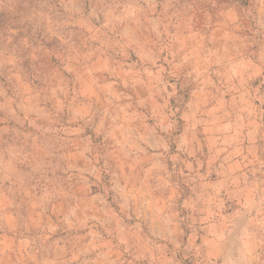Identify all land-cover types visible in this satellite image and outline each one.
Returning <instances> with one entry per match:
<instances>
[{"label":"clouds","instance_id":"obj_1","mask_svg":"<svg viewBox=\"0 0 264 264\" xmlns=\"http://www.w3.org/2000/svg\"><path fill=\"white\" fill-rule=\"evenodd\" d=\"M17 3L23 7L18 13L19 19L0 33V41L8 45V54L4 57L8 64L18 62V47L27 46L23 40L13 43L17 40L14 25L33 19L43 21L49 14H58L56 3L50 0H17ZM124 7L105 0H99V3L90 0L87 9L90 19L99 25L101 38L110 33L119 37L111 43L105 41V51L112 47L120 61H114L105 80L96 83V91L101 97L99 103L93 98L86 101V108H82L78 94L69 98L66 93L71 89L57 87L50 91L63 96L65 108L43 116L29 106L22 89L14 92L12 97L0 91V196L6 201L8 196L14 197L22 190V169L38 172L41 170L36 167L38 163L48 170L61 164L68 169L67 149L75 142L82 166L73 165L64 175H75L74 183L98 185L96 203L102 206L105 202H119L121 211L127 210L133 216L136 210L144 208L146 213L165 222V234L160 238L163 246L157 241L149 247L143 240L119 228L113 229L115 235L109 233L112 238L106 240L93 226L88 233L90 239L73 252V258L80 264L151 261L154 254L163 253L169 244L174 260V253L184 244L181 225L190 229L193 235L202 231L211 238L216 256H207V249L201 245L203 250L196 253L203 257L200 264H264V214L252 217L251 209L239 204L228 203L225 209L226 202L233 200L239 190L236 175L230 169L221 168L223 175L219 186L214 187L205 182L207 172L202 175L200 168L206 164L212 170L215 161L211 156L204 160L193 159L196 134L199 131L203 135L211 126L209 119L213 108L219 114L217 129L222 131L225 125L231 124L234 134L240 131L242 121L259 120L264 125V95H257L256 90L250 89V78L246 76L248 66L242 59H213L214 53L208 49L201 50L199 62L193 59L191 49L182 48L179 43V37L184 33L175 13L164 14L163 9L156 13V0L135 3L134 17L125 18ZM13 12L16 14L14 9ZM133 55L137 57L134 61ZM67 67L69 72L73 70L70 65ZM82 75L86 76V73ZM170 78L177 79L180 91L186 90L187 101L182 102L177 97V86L169 83ZM16 85L19 87V81ZM137 89H142L145 94L141 95ZM225 96L230 99L225 100ZM173 98L182 107L174 110L170 104ZM256 100L260 101L259 106L255 105ZM217 140L216 152H227L242 143L241 136L234 139L217 137ZM172 145H175L174 151ZM169 161L178 175L193 182V199L183 204L192 209L191 217H178L176 207L180 203V193L178 185L166 178ZM123 166L128 167L127 174ZM261 167L264 168V164ZM132 168L138 173L136 187L128 179ZM184 169H187L186 173ZM209 188H212L211 192ZM154 193H162L166 199L157 205ZM25 195H28L26 191ZM51 198L62 199L66 211L57 224L48 226L49 231H56L60 225L67 229L81 227L82 216L92 219L90 213L84 216V210L74 196L63 197L54 190ZM251 199L256 200L257 194L254 193ZM258 203L264 205V189L259 193ZM101 211L112 219L110 210L102 207ZM19 221L18 216L11 221L6 214L0 216V233L4 236L0 240V264L31 262L28 255L31 247L25 249L18 243L23 239V232L18 229L23 226L26 232L27 222ZM95 223L103 224L104 221ZM184 247L192 250L194 246ZM93 252L95 256L91 261L81 260ZM162 264L170 262L162 260Z\"/></svg>","mask_w":264,"mask_h":264},{"label":"rangeland","instance_id":"obj_2","mask_svg":"<svg viewBox=\"0 0 264 264\" xmlns=\"http://www.w3.org/2000/svg\"><path fill=\"white\" fill-rule=\"evenodd\" d=\"M56 3L58 14H49L46 20L33 19L23 24L14 25L17 41L23 40L27 46L18 47V62L11 64L4 62L8 54V45L0 41V91L12 97L14 92L21 89L28 98L29 106L35 108L43 116L50 115L55 109L65 108L66 101L60 94H53L50 90L61 87L71 89L66 95L71 98L74 93L82 108L87 107L86 101L95 99L101 101L96 91V83L102 82L108 75V69L113 62L120 61V56L112 48L105 51V41L109 43L113 39H119L115 33L101 38L98 34L99 25L91 20L87 14L90 0H50ZM99 3V0H93ZM109 4H123L122 13L125 18L134 17L136 10L133 5L142 0H105ZM15 10V13L13 12ZM175 13V17L181 24L183 36L179 37L182 48H190L192 57L200 61L201 50H211L213 59L221 58L225 61L240 58L248 70L249 87L256 90L257 95H264V0H156V13ZM23 10L22 4L17 0H0V33L5 32L12 21L18 20V13ZM119 30V27H118ZM107 57V58H106ZM170 58V57H169ZM134 61L135 55L131 57ZM73 69L68 71L67 66ZM167 68V64H164ZM86 73L85 75H82ZM19 81V87L16 85ZM170 84H176L177 97L183 102L188 96L185 91H180V85L176 78L169 79ZM171 91V89H169ZM144 95L142 89H137ZM2 99V97H0ZM225 100L230 99L225 96ZM259 106L260 101L256 100ZM174 110L182 107L177 99L170 101ZM209 119V128L203 135L198 131L196 141L193 143L195 158L201 160L211 158L215 161L212 170L208 165H203L200 172H207L205 182L216 187L223 175L221 168L230 169L237 177L239 190L235 198L227 204L233 206L246 205L251 209V216L264 214V205L258 203L259 193L264 189V125L259 120L242 121L240 131L233 134L231 124L218 130V112L215 108ZM150 123V122H149ZM183 123V121H181ZM242 137V143H237L234 149L227 152L219 151L217 137L224 139ZM175 150V145H172ZM216 152V155H212ZM218 157V158H217ZM47 164V161L44 162ZM68 169L73 165L82 166L78 145L73 142L67 149ZM194 166V165H193ZM41 170L34 173L22 169L21 177L23 188L16 195L8 196L7 200L0 196V216L6 214L9 221L13 217H19V222H27L28 230L23 231L21 226L18 231L23 232V239L18 243L25 249L31 247L28 253L31 256L30 264H80L73 258V252L80 245L90 239L88 233L93 230L100 231L104 239H111L115 235L113 229L119 228L122 232L135 235L143 240L149 247L159 241L164 233L165 222L146 213L144 208L136 210L133 216L127 210L121 211L119 202H105L102 206L96 203L99 193L97 186H89L86 183H74L77 177L73 174L67 176L63 173L68 169L63 164L54 170L36 165ZM168 168L167 179L170 183L178 185L179 205L176 207L178 217H191L192 209L184 207L185 201L193 199V182L188 181L184 175H178L172 168V162L166 165ZM127 174L129 169L123 166ZM187 172V169H184ZM129 182L136 187L135 180L138 173L132 168ZM163 175V174H162ZM62 194L63 197L74 196L80 202L84 210V216L89 213L92 219H83V226L67 229L60 225L56 231H49L48 226L57 224L61 215L66 211L62 199L53 200V191ZM25 191L28 195H25ZM212 188H209V192ZM257 199L253 200V194ZM157 205L166 199L162 193H154ZM223 196V194H222ZM110 210L112 219L105 217L101 208ZM225 209H221L222 212ZM80 214V213H78ZM163 216V212L161 213ZM258 218V217H257ZM104 221L103 224L95 221ZM181 238L184 244L180 251H176L173 257L172 246L169 244L161 254H154L152 260L136 261V264H162V260H168L170 264H200L203 257L197 255L202 251L201 245L207 249V256L215 257L216 251L212 247L211 238L202 231L193 235L192 231L181 225ZM4 236L0 233V240ZM115 242V241H113ZM184 245H192V250L185 249ZM95 253H87L81 260L91 261ZM127 259H132L127 256Z\"/></svg>","mask_w":264,"mask_h":264}]
</instances>
